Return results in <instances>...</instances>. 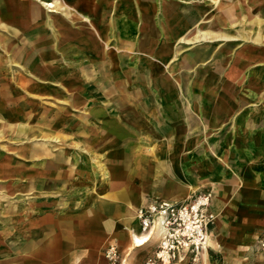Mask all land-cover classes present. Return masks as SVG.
<instances>
[{
	"label": "crops",
	"instance_id": "1",
	"mask_svg": "<svg viewBox=\"0 0 264 264\" xmlns=\"http://www.w3.org/2000/svg\"><path fill=\"white\" fill-rule=\"evenodd\" d=\"M37 1L0 0V113L6 117L0 116V136L33 140L27 156L39 161V215L14 226L16 231L0 225V264H142L151 248L134 244L141 235L137 210L154 200L185 199L205 175L203 120L198 118L203 106L197 99L189 106L178 97L181 91H167L164 82L173 73L170 61L184 63L176 47L238 39L222 28L237 25L241 10L258 27L244 39L259 44L264 21L252 15L248 0H225L217 3L216 21L189 34L186 20L196 15L187 19V10L173 8L172 2L160 7L154 0H132L124 8V0ZM158 9L164 16L161 29L150 16H142L149 25L136 22V13ZM109 12H127L128 18L114 20ZM141 24L145 34L137 41ZM204 31L218 36L202 41ZM157 33L163 42L155 51ZM172 41H178L176 47ZM198 50L195 56L206 57L204 49ZM226 86V91L207 87L213 125L232 120L236 106L244 112L232 120L227 143L236 146L227 152L228 170L224 166L218 175H235L240 182L227 185L228 200L217 213L211 202L216 219L208 246L174 264H264L256 249L264 234V108L236 105L232 83ZM15 91H39V100L55 98L63 106L54 118L39 117V126L23 124L26 107L15 106ZM44 110L34 107L33 116ZM145 130L149 139L141 145L136 138ZM220 137L209 143H220ZM5 197L0 194V202ZM110 245L117 247L114 262Z\"/></svg>",
	"mask_w": 264,
	"mask_h": 264
},
{
	"label": "rangeland",
	"instance_id": "2",
	"mask_svg": "<svg viewBox=\"0 0 264 264\" xmlns=\"http://www.w3.org/2000/svg\"><path fill=\"white\" fill-rule=\"evenodd\" d=\"M33 1L38 2L37 0ZM238 1L240 3L243 2L242 0ZM260 1L262 0H248V3L253 7L252 14H257L264 21V12L259 8ZM57 2H63V0H57ZM152 2L159 4L161 7H163L165 2L167 4L168 2L174 3L173 8L183 6V10L188 9L183 12L186 18L190 17L193 12L196 17L186 20L189 25L187 32L190 34L198 27L206 28L212 22L213 17L221 11L217 7V3L224 4L225 0H154ZM132 4H134L132 0H124V8L130 7ZM160 12V9L152 10L151 13L143 10L140 15L139 13L135 14L136 22L140 24L145 21V24L149 25L151 24L149 19H144L142 16H150L155 27L157 26L156 30H159L161 29L160 25L163 24L162 17H164ZM124 14L113 16L112 12L107 13L108 18L112 17L114 20H120L123 17L128 18V13ZM248 16L249 14L246 11L241 10L238 16L240 20L237 18L240 22L237 25L223 26L222 29L225 32L237 35L238 39L236 40H216L195 44L179 43V46L182 47H176L175 44L178 41H172L174 47L180 48V53L178 54L182 57L181 59L184 60V63L178 65L175 63V60L170 61L169 67L173 73L171 75L166 74L164 78V82L168 87L167 91H181L178 97L183 99L186 104L189 106L195 105V99H197L199 100L197 101L198 104L203 106L201 115L198 113V118L203 120V132L200 136L204 138V145L202 146L204 148L205 175H203L198 186H195L189 194L194 191H208L210 193V204L211 202L214 203L216 213L218 212V207L226 204L228 200L230 192L227 185L229 184L233 187L234 184L237 186L240 182H238V176H226V174L225 176H221L222 174H218L223 170L222 167L225 166V170L227 169V152L236 146L227 143L228 136L234 132L232 120H237L243 114L244 109L236 106L231 115L233 117L232 120L227 117L224 121L220 122L221 124L214 126V122L210 116L213 101L209 89L212 87V89L216 88V91H226V85L231 82L232 87L229 86V90L232 91L233 103L236 105L259 104L264 108V39L259 44L251 42L247 37L244 39V36L254 35L258 31L257 25L253 22H248ZM242 20L244 23L241 22ZM120 22L122 23L123 20ZM141 27L142 24L140 25V30ZM142 33L145 34L142 30L135 34L137 41L143 37ZM262 35L264 36V31ZM154 39L157 42L154 43L155 51H157L161 48L159 45L163 42L162 33L154 35ZM198 48L204 49L207 52L206 57L203 59L195 56L197 51H199ZM172 55H169V59H172ZM243 61H246V63ZM232 67H236V74L233 73L234 68ZM238 68H241L242 71L239 72ZM230 70L232 72L231 78L229 76ZM177 81L181 83L178 87L175 85ZM18 82L24 85L27 81L19 80ZM200 82L204 85L200 86ZM7 91H14V89L9 88ZM249 91L253 92H250V96H246V92L249 93ZM15 92L16 94L13 98L15 106L26 107L24 117L20 120L23 124L39 126V117L54 118L57 116V107L63 106L62 104H57L58 100L55 98H42L39 100V91ZM172 99H169V101L171 102ZM39 105L43 106L45 110L39 112V115L34 117V107L39 108ZM50 110H52V113H49ZM77 114L81 113L77 112ZM0 116L5 117L4 113H0ZM139 134L141 136L136 139L141 141V145H146L149 139L146 130ZM216 134L221 136L220 143H209L211 138L217 137ZM37 137L39 138V135ZM223 137L224 139H222ZM32 142L33 140L27 142L16 135L0 136V169L5 172L4 176H0V194L6 195L5 202H0V225L3 226L6 223V225L13 228V231H16L14 226L28 223L31 221L30 219L39 215V161L36 163V160L28 157L26 152L27 146ZM156 146H159V144L157 143ZM188 151L190 152V150ZM8 157H12L11 160ZM6 200L10 201V203H7ZM213 226L214 224H212ZM153 237L158 238L159 236L157 234L152 235L146 243L140 244V247L147 245L152 249L156 245L157 240L151 245L148 243H151L150 241ZM113 246L115 249L117 248L116 245ZM149 247L147 249H150Z\"/></svg>",
	"mask_w": 264,
	"mask_h": 264
},
{
	"label": "built area",
	"instance_id": "3",
	"mask_svg": "<svg viewBox=\"0 0 264 264\" xmlns=\"http://www.w3.org/2000/svg\"><path fill=\"white\" fill-rule=\"evenodd\" d=\"M136 218L140 233H147L150 238L159 226L156 245L144 257L142 264H174L193 257L198 249L208 246L216 215L210 210V193L194 191L179 201L154 200L140 207ZM256 249L264 263V234L259 236ZM107 252L110 261H116L113 245Z\"/></svg>",
	"mask_w": 264,
	"mask_h": 264
},
{
	"label": "bare ground",
	"instance_id": "4",
	"mask_svg": "<svg viewBox=\"0 0 264 264\" xmlns=\"http://www.w3.org/2000/svg\"><path fill=\"white\" fill-rule=\"evenodd\" d=\"M232 1V0H231ZM47 4V3H46ZM51 5V4H50ZM118 5H120V4H118ZM236 6V5H235ZM247 6H248V4H247ZM47 7V6H46ZM161 7V6H160ZM122 8V7H121ZM248 8H250V7H248ZM113 9V8H112ZM131 9H133V8H131ZM163 9V8H162ZM188 10V9H187ZM55 11V10H54ZM116 11V10H115ZM249 11H250V9H249ZM183 12V11H182ZM78 14V13H77ZM253 15V14H252ZM221 17V16H220ZM222 17H224V16H222ZM189 18V17H188ZM187 18V19H188ZM216 18V17H215ZM252 18V17H251ZM217 19V18H216ZM230 19V18H229ZM185 20V19H184ZM183 20V21H184ZM214 20V19H213ZM226 20V19H225ZM69 21V20H68ZM182 21V20H181ZM214 21H216V20H214ZM224 21V20H223ZM229 21H231V20H229ZM180 22V21H179ZM187 22V21H186ZM234 22V21H233ZM181 24V23H180ZM229 24V23H228ZM187 25V24H186ZM209 26V25H208ZM185 29V28H184ZM184 29H182V30H184ZM199 29V28H198ZM261 30V29H260ZM196 31V30H195ZM198 33V32H197ZM218 35H213L211 32H208V31H204V32H202L201 33V40L202 41H206V40H210V39H212V37L214 38V37H217ZM221 37H224L225 39H228V37L229 36H226V35H220ZM237 38V37H236ZM176 39V38H175ZM233 39V38H232ZM186 40V39H185ZM189 40V39H188ZM187 40V41H188ZM181 42V41H180ZM185 42V41H184ZM189 42V41H188ZM187 43V42H186ZM192 43V42H191ZM14 64V63H13ZM17 69V68H16ZM12 72V71H11ZM8 79V78H7ZM16 85V84H15ZM14 86V85H13ZM20 88V87H19ZM23 90H24V88H23ZM14 107V106H13ZM2 126V125H1ZM12 126V125H11ZM13 129V128H12ZM6 130V129H5ZM158 228H159V226H157ZM158 228L156 229V233L155 234H158V232H157V230H158ZM154 235V234H153ZM150 238V236H148L147 235V233H144V234H141V235H139L138 236V238H134L133 239V241H134V244H137V245H142V244H144L148 239Z\"/></svg>",
	"mask_w": 264,
	"mask_h": 264
}]
</instances>
